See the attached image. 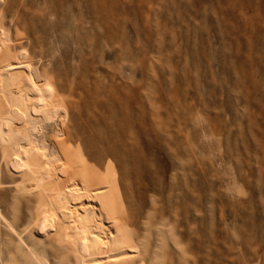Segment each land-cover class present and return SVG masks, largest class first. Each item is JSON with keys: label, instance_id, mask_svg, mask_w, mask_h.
<instances>
[{"label": "rangeland", "instance_id": "374dc122", "mask_svg": "<svg viewBox=\"0 0 264 264\" xmlns=\"http://www.w3.org/2000/svg\"><path fill=\"white\" fill-rule=\"evenodd\" d=\"M0 31L56 90L61 158L112 188L135 256L105 264H264V0H0ZM88 118L115 120L126 174L96 172ZM11 156L0 264H83L57 224L39 232L44 198Z\"/></svg>", "mask_w": 264, "mask_h": 264}, {"label": "bare ground", "instance_id": "6f19581e", "mask_svg": "<svg viewBox=\"0 0 264 264\" xmlns=\"http://www.w3.org/2000/svg\"><path fill=\"white\" fill-rule=\"evenodd\" d=\"M6 43L0 41V95L5 94L3 98L7 97L9 106L1 95L0 144L11 151V170L23 175L22 189L40 192L44 198L39 232L57 224L78 248L83 264L118 263L133 258L124 216L111 211L112 188L92 180L79 166L60 156L66 146L62 137L67 115L61 114L56 90L50 88V82L41 88L42 82L37 84L32 76L33 60L14 61L15 55ZM115 124L113 119L88 118V132L80 139L96 172L103 177L114 168V163L105 162V158L114 159L124 174L129 170L124 165L133 158L132 147L117 144V148L123 133L120 136Z\"/></svg>", "mask_w": 264, "mask_h": 264}]
</instances>
